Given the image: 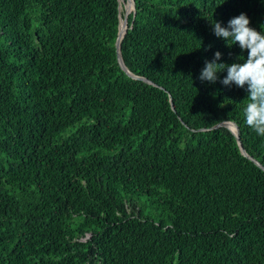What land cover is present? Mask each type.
Here are the masks:
<instances>
[{"label":"trees","instance_id":"trees-1","mask_svg":"<svg viewBox=\"0 0 264 264\" xmlns=\"http://www.w3.org/2000/svg\"><path fill=\"white\" fill-rule=\"evenodd\" d=\"M242 12L264 32V0H135L154 85L119 0H0V264H264V169L213 128L264 165L247 86L199 79Z\"/></svg>","mask_w":264,"mask_h":264},{"label":"clouds","instance_id":"clouds-1","mask_svg":"<svg viewBox=\"0 0 264 264\" xmlns=\"http://www.w3.org/2000/svg\"><path fill=\"white\" fill-rule=\"evenodd\" d=\"M212 29L226 43L231 41L230 45L227 43L229 47L238 43L242 51L247 50V58L243 63H218L222 53L216 51L212 60H205L199 79L201 82L215 83L219 79L217 73L226 69L227 75L220 80L221 84L231 86L234 83L241 88L247 86L244 122L257 135L264 137V32L251 27L249 17L243 12L230 18L227 27H223L221 22H214Z\"/></svg>","mask_w":264,"mask_h":264},{"label":"water","instance_id":"water-1","mask_svg":"<svg viewBox=\"0 0 264 264\" xmlns=\"http://www.w3.org/2000/svg\"><path fill=\"white\" fill-rule=\"evenodd\" d=\"M126 1H129V0H126ZM132 3H133V10L132 11H134L135 12V0H132ZM119 7H120V10H121V7H122V3H121V0H119ZM131 11V12H132ZM131 12H125V14H124V17H123V19H124V21H125V23H126V29L123 31V32H121V28L119 27V36H118V40H117V43H116V45H117V53H118V61H119V63H120V66H121V68L124 70V71H126V73L129 75V76H131L132 78H135V79H141V80H144L145 82H148V83H151V84H154V85H156L155 83H153L150 79H148L147 77H144V76H139V75H136V74H134V73H132L129 69H128V67L126 66V64H125V62H124V59H123V56H122V53H121V42H122V39H123V37H124V35L126 34V32H127V30H128V26H129V14L131 13ZM121 14H120V20H121ZM121 22V21H120ZM171 104H172V107H173V109L175 110V107H174V102L172 101V98H171ZM230 123H233V124H235V126H236V128H237V130H234L232 127H231V125H230ZM219 126H226V127H228L235 135H236V137L238 138V141H239V144H240V148H241V150H242V153L244 154V155H246L247 157H249L250 159H252L253 161H255L259 166H261L263 169H264V165L261 163V162H259L257 159H255L254 157H252L247 151H246V149L244 148V146H243V144H242V142H241V139H240V130H239V126L235 123V122H233V121H227V122H221V123H218V124H216L215 126H213V128H216V127H219Z\"/></svg>","mask_w":264,"mask_h":264},{"label":"rangeland","instance_id":"rangeland-1","mask_svg":"<svg viewBox=\"0 0 264 264\" xmlns=\"http://www.w3.org/2000/svg\"><path fill=\"white\" fill-rule=\"evenodd\" d=\"M122 7H121V16L124 17L125 12H131L133 10L132 5H129V2H124V0H121ZM132 8V9H131Z\"/></svg>","mask_w":264,"mask_h":264},{"label":"bare ground","instance_id":"bare-ground-1","mask_svg":"<svg viewBox=\"0 0 264 264\" xmlns=\"http://www.w3.org/2000/svg\"><path fill=\"white\" fill-rule=\"evenodd\" d=\"M124 2H129V5L131 4L132 7H133L132 0H129V1L124 0ZM126 26H127V25H126V23H125V21H124V19H123V17H122V18H121V24H120L121 32H123V31L126 29ZM230 125H231V127H232L234 130H237L235 124L230 123Z\"/></svg>","mask_w":264,"mask_h":264}]
</instances>
